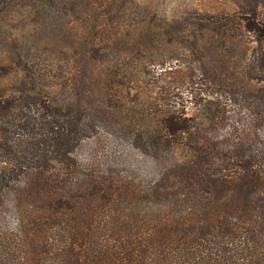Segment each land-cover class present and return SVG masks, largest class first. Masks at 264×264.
<instances>
[{"label":"rangeland","instance_id":"374dc122","mask_svg":"<svg viewBox=\"0 0 264 264\" xmlns=\"http://www.w3.org/2000/svg\"><path fill=\"white\" fill-rule=\"evenodd\" d=\"M0 264H264V0H0Z\"/></svg>","mask_w":264,"mask_h":264},{"label":"trees","instance_id":"16d2710c","mask_svg":"<svg viewBox=\"0 0 264 264\" xmlns=\"http://www.w3.org/2000/svg\"><path fill=\"white\" fill-rule=\"evenodd\" d=\"M48 177L49 176H46L45 173H43L42 171L39 172V184H41V188H39V192L41 193L44 192L45 195H48V190L50 188H53V187L55 188L54 179L51 180V176L49 178ZM84 206H85L84 207L85 218L89 224H92V225L97 224L98 214L100 212L102 214L104 213L102 215V219H103L104 224L106 225V228L110 227L114 229L115 231H117L118 233L126 232L123 215L117 209L112 208L110 206L102 207L98 205H92L87 202H85ZM48 209H51V207ZM43 215L45 217L47 225L54 226V222H56L57 219H56V216L53 214V212L51 210H48V213H47L45 210V212H43Z\"/></svg>","mask_w":264,"mask_h":264}]
</instances>
